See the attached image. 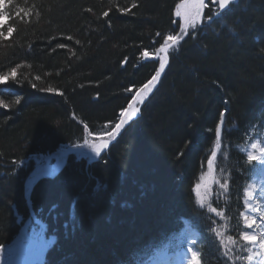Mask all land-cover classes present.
<instances>
[{
	"label": "trees",
	"instance_id": "trees-1",
	"mask_svg": "<svg viewBox=\"0 0 264 264\" xmlns=\"http://www.w3.org/2000/svg\"><path fill=\"white\" fill-rule=\"evenodd\" d=\"M180 2L5 1L3 30L14 31L0 38V74L17 73L0 84L8 105L0 106V245L18 236L30 204L57 238L45 264H134L156 244L175 242L183 218L201 229L207 264L229 263L225 251L246 264V249L236 250L227 236L240 240L244 189L257 170L243 148L252 127H264V0H238L211 22L207 8L170 55L140 115L102 157L70 156L58 175L37 183L29 204L25 196L37 158L85 139L108 140L121 110L158 70L163 54L156 48L181 34ZM145 51L153 61L144 60ZM224 111L210 200L200 205L195 188L209 179ZM218 228L226 250L212 231Z\"/></svg>",
	"mask_w": 264,
	"mask_h": 264
},
{
	"label": "snow or ice",
	"instance_id": "snow-or-ice-1",
	"mask_svg": "<svg viewBox=\"0 0 264 264\" xmlns=\"http://www.w3.org/2000/svg\"><path fill=\"white\" fill-rule=\"evenodd\" d=\"M210 3L213 6H217L219 8V12L215 13L214 15L207 16V21L211 22L215 16L222 15L226 10H228L232 4V0H210ZM207 5L205 4V0H195V3L193 4L194 12L191 15H187L184 12H182V9L186 7L185 3H180L176 5V15L177 16H183L184 17V25L187 27L181 28V34L178 35H167L163 38V43L160 45V47L156 48V53H162L163 55L158 56L159 60V68L155 71V74L152 75L151 79H149L146 83L142 85V87L138 90L136 96L133 97V100L138 102L139 104H143L145 100L148 98V96L153 92V90L156 88L160 77L162 73L165 71V68L169 62V57L172 54V52L175 51L177 47H179L181 41L184 39L185 35H188V29L191 28L193 30L196 29L197 22H203L204 17L202 16V9L205 8ZM4 7V0H0V8ZM135 7V5H133ZM23 10H20L17 13V18H19L21 15H23ZM105 16L108 15L107 12L104 13ZM7 20V14L5 12L0 11V38L8 39L13 34L14 29L12 27H7V36L4 32V27ZM157 35H160L157 33ZM69 40L72 39L71 36L68 37ZM79 43V41H77ZM58 47L63 48L65 45L60 44ZM143 55L147 58L149 56V53L145 51ZM16 73L17 69L15 67L11 68L10 71L4 72L3 74H0V84L5 83L6 81L16 80ZM39 79V77H37ZM35 87V85H33ZM47 91H54V89H47ZM131 91V89H129ZM21 98L17 96L15 103L20 104ZM0 106H3L5 108L8 107L7 104H4L3 101H0ZM140 112L139 107H134L132 104H129L127 108L121 110L119 116V121L115 123V126L113 129L109 130L106 135L108 137V140L115 139L116 135L119 134L122 129L125 128L126 125H128L135 117H137L138 113ZM221 116H223V113H221ZM222 124L223 121L220 122V124L217 125L215 129V135H216V142L219 146L221 141V133H222ZM108 140L104 141L103 143H95L91 142L88 139H85L83 144L75 145V147H87L89 148L96 157H100L101 153L104 149L108 147ZM251 151L247 152V162L249 164H252L253 162L258 163L261 167H264V141L257 140L254 143H251L250 145ZM257 152L259 154H257ZM211 156L213 158H216L217 153L213 151L211 153ZM213 164V159L208 160V165L211 168ZM45 175H52V173H45ZM200 184L196 185L195 191L197 196H200ZM221 187H225V185H221ZM245 197V206L248 208H251L253 211H256V209L253 207L252 204L249 203L250 200L253 199L252 193L245 189L244 192ZM73 203L75 204L76 201L74 200ZM201 204H203V200L201 199ZM210 211L217 212L216 208L210 207ZM221 213L217 212V215H220ZM241 216L243 217L244 226L248 229H251L253 225L256 223L255 217H250L249 215H246L244 213H241ZM75 219V218H74ZM261 220H264V216H261ZM68 227V225H66ZM72 228L74 230L75 224L72 225ZM212 231H215L213 229ZM241 239L244 241H247L249 244H255L258 240V236L256 234L250 233L248 231H243L240 233ZM228 240L231 243H235L233 241L232 237L229 236ZM192 245V247L187 248V252L190 253V256L185 257L186 264H202V253L200 250L196 249L197 241L191 240L188 242ZM226 247V246H225ZM259 248L261 249L260 252L256 253V255L261 256L264 258V231H261L259 234ZM4 245H0V253L3 252ZM251 251V249H249ZM224 255H228V251H225ZM246 259L251 262L253 259L252 255H249L246 257ZM260 264H264V259L260 261Z\"/></svg>",
	"mask_w": 264,
	"mask_h": 264
},
{
	"label": "rangeland",
	"instance_id": "rangeland-1",
	"mask_svg": "<svg viewBox=\"0 0 264 264\" xmlns=\"http://www.w3.org/2000/svg\"><path fill=\"white\" fill-rule=\"evenodd\" d=\"M5 1L6 0H4V2ZM233 1L236 0H232V2ZM180 3L186 4V7L182 9V12H184L185 14L191 15L194 12L193 4L195 3V0H182V2ZM205 3L207 6H211L210 0H205ZM215 7H218V5ZM205 8L202 9V14ZM177 17L179 18L180 24H182L181 26L185 27L184 17L183 16H177ZM200 23H201L200 21L197 22V24ZM132 105L134 107H139V103L136 101H134ZM95 137L96 136L92 138ZM97 139H98L97 143H103L106 140L102 136L101 137L97 136ZM258 139L264 141V135ZM61 150L62 149H60V151ZM60 151L46 155L41 159L37 158V163L41 164V163L49 162V164L55 165L56 161H58V158L60 156ZM249 151H251V147L249 148ZM257 154L259 153L257 152ZM86 157L98 158L96 156L91 157L89 155H86ZM45 173L46 172H44V174ZM34 177L35 174H33L31 180H33ZM200 185L201 187H200L199 199L200 201L202 199L203 204H205L207 203V200L209 199L210 196L208 190L209 189L208 179L207 178L204 179L200 183ZM248 190L252 193V197H253V199L250 200L249 203L253 205L256 211H253L251 208L246 207L244 214L249 215L250 217L254 216L256 219V223L253 225L251 229L248 228L247 229L248 230L255 229L256 230L255 234L258 236L257 242L255 244H250L251 251H249V255H252L253 259L249 263L260 264V261L264 258H262L259 255H256V253L261 251V249L259 248V234L261 231H264V220H261V216H264V167L260 168L258 176L250 183ZM41 223L43 222L41 221ZM241 226L245 227L243 217L241 219ZM20 227H21V231L18 234V236L15 238V240L7 246L4 245L3 252L0 253V264H43L45 258L44 255L46 254L52 242H54V236L47 235L46 234L47 227L44 228L43 225H42L43 230H41L40 224L33 221L31 216L26 219H24L23 217V219H21L20 222ZM231 234L234 235V232ZM227 237L223 236L222 238H227ZM196 238H197L196 234L193 233L192 240H196ZM186 256H190V253H188L187 250L171 253L169 250L164 249L161 252H159V254H157V258L151 264H186L185 261Z\"/></svg>",
	"mask_w": 264,
	"mask_h": 264
},
{
	"label": "water",
	"instance_id": "water-1",
	"mask_svg": "<svg viewBox=\"0 0 264 264\" xmlns=\"http://www.w3.org/2000/svg\"><path fill=\"white\" fill-rule=\"evenodd\" d=\"M153 58L152 57H145V60H152ZM144 104V103H143ZM117 137V136H116ZM76 151H82L81 149H79V148H69V149H67V150H64L63 152H62V157H61V159H62V161H63V163H62V165H59L57 168H56V170H60V169H62L63 168V166H64V164H65V162L67 161V158H68V156L71 154V153H73V152H76ZM45 169H47V170H49L50 172H53V171H55V169H53V168H51V167H46V166H40V168L38 169V171H37V177H36V179H35V181L29 186V189H32L33 187H34V185H36V183L41 179V173H42V171L43 170H45ZM28 192V191H27ZM27 197L29 198V194L27 193Z\"/></svg>",
	"mask_w": 264,
	"mask_h": 264
}]
</instances>
